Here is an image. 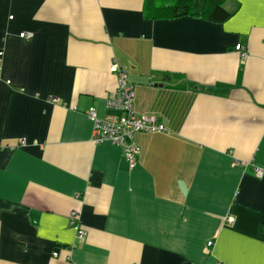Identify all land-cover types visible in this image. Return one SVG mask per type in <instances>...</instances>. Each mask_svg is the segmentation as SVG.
Instances as JSON below:
<instances>
[{"label":"crops","instance_id":"obj_1","mask_svg":"<svg viewBox=\"0 0 264 264\" xmlns=\"http://www.w3.org/2000/svg\"><path fill=\"white\" fill-rule=\"evenodd\" d=\"M145 3L0 0V264H264V0L218 24ZM116 64L167 130L134 167L91 140Z\"/></svg>","mask_w":264,"mask_h":264},{"label":"built area","instance_id":"obj_2","mask_svg":"<svg viewBox=\"0 0 264 264\" xmlns=\"http://www.w3.org/2000/svg\"><path fill=\"white\" fill-rule=\"evenodd\" d=\"M23 37L30 38L31 35L23 34ZM237 52L244 55V46L236 45ZM118 74V89L110 95L107 107L116 109L118 114L99 118L97 112L91 109L89 116L93 121V132L91 140L96 144L111 142L122 148L126 161L131 167L137 163L140 148L135 142V135L140 132H167L164 124L159 123L154 116H140L134 107L135 87L129 80L127 70L121 69L118 64L114 66ZM24 141L20 140V144ZM258 178L263 177L264 170L257 169ZM70 223L76 227L77 234L81 238L84 236L77 222L79 221L76 211L70 214ZM212 242L208 246H212ZM57 256V253H54Z\"/></svg>","mask_w":264,"mask_h":264},{"label":"trees","instance_id":"obj_3","mask_svg":"<svg viewBox=\"0 0 264 264\" xmlns=\"http://www.w3.org/2000/svg\"><path fill=\"white\" fill-rule=\"evenodd\" d=\"M224 1L225 0H146L144 12L148 19L161 20L197 17L218 24L228 20L231 16V14L222 7ZM151 5H154V7H150ZM156 119L161 123L157 117Z\"/></svg>","mask_w":264,"mask_h":264}]
</instances>
